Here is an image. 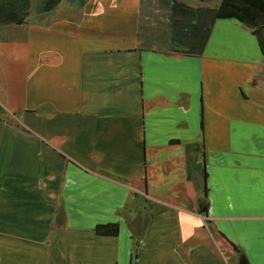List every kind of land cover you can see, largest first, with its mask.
I'll list each match as a JSON object with an SVG mask.
<instances>
[{
    "label": "crops",
    "instance_id": "obj_1",
    "mask_svg": "<svg viewBox=\"0 0 264 264\" xmlns=\"http://www.w3.org/2000/svg\"><path fill=\"white\" fill-rule=\"evenodd\" d=\"M10 1L0 264H264V51L251 29L217 19L188 56L170 50L167 0H60L16 20ZM110 222L117 235L95 231Z\"/></svg>",
    "mask_w": 264,
    "mask_h": 264
},
{
    "label": "trees",
    "instance_id": "obj_2",
    "mask_svg": "<svg viewBox=\"0 0 264 264\" xmlns=\"http://www.w3.org/2000/svg\"><path fill=\"white\" fill-rule=\"evenodd\" d=\"M60 0H14L8 2L12 8L14 20L16 8H23L25 12L49 11ZM1 5H3L1 3ZM168 25L170 28V50L188 56H200L211 32L213 23L217 19L234 18L251 29L258 44L264 51V0H220L214 6L192 5L185 0H169ZM253 85L256 81L253 78ZM95 231L103 235H117V223H102L95 226ZM234 249L237 250L235 245ZM240 264H246L244 257H240Z\"/></svg>",
    "mask_w": 264,
    "mask_h": 264
},
{
    "label": "rangeland",
    "instance_id": "obj_3",
    "mask_svg": "<svg viewBox=\"0 0 264 264\" xmlns=\"http://www.w3.org/2000/svg\"><path fill=\"white\" fill-rule=\"evenodd\" d=\"M194 1V0H192ZM38 2V0H34V3L36 4ZM162 1L159 2V7H160V11H159V14H160V17L161 19H164L163 21L166 23V18L168 16V12H169V0L167 1Z\"/></svg>",
    "mask_w": 264,
    "mask_h": 264
}]
</instances>
